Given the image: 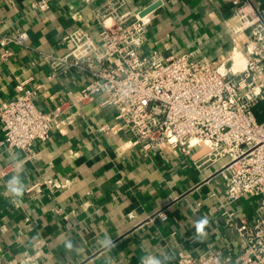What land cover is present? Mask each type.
Here are the masks:
<instances>
[{"label":"crops","instance_id":"obj_1","mask_svg":"<svg viewBox=\"0 0 264 264\" xmlns=\"http://www.w3.org/2000/svg\"><path fill=\"white\" fill-rule=\"evenodd\" d=\"M33 1L0 0V34L28 35L23 47L9 46V56L0 57V106L24 88L35 92L41 111L63 106L32 155H10L0 145V264H177L182 250L194 256L218 248L239 253L242 245L221 207L218 166L197 169L199 151L189 157L166 149L143 154L127 144L126 134L94 132L111 123L113 110L101 105V96L71 104L85 76L71 70L48 78L43 57L65 54L66 37L77 30L98 41L95 13L117 0H56L45 12L31 10ZM121 1L124 11L158 3L148 14L142 52L197 50L218 62L235 42H244L227 28L236 12L230 0ZM246 1L264 10V0ZM13 177L18 185L9 183ZM51 180L61 188L48 190ZM256 207L246 197L226 209L251 221ZM204 218L208 224L199 235L196 223Z\"/></svg>","mask_w":264,"mask_h":264},{"label":"built area","instance_id":"obj_2","mask_svg":"<svg viewBox=\"0 0 264 264\" xmlns=\"http://www.w3.org/2000/svg\"><path fill=\"white\" fill-rule=\"evenodd\" d=\"M54 1L34 0L30 8L45 12ZM230 4L236 12L227 28L244 42H235L218 62L197 50L142 52L149 15L139 17L144 9L122 10L121 0L95 13L101 24L98 41L77 30L67 35L70 49L65 54L43 57L49 79L71 70L85 76L72 105L89 104L101 96V105L113 110L111 123L94 132L126 134L127 144L143 154L166 149L189 157L199 151L197 169L218 166L214 176L224 187L223 214L242 248L237 254L218 248L197 256L182 250L177 264H264V123L253 111L264 103V10L246 0ZM27 40L24 32L0 34V57L6 59L9 46L23 47ZM235 51L245 56L242 69L232 68ZM34 98L35 92L24 88L0 106V145L10 155H32L34 143L47 141L56 125L63 104L44 112ZM4 174L0 171V177ZM45 184L50 191L62 186L56 180ZM246 197L257 202L251 221L226 209Z\"/></svg>","mask_w":264,"mask_h":264},{"label":"clouds","instance_id":"obj_3","mask_svg":"<svg viewBox=\"0 0 264 264\" xmlns=\"http://www.w3.org/2000/svg\"><path fill=\"white\" fill-rule=\"evenodd\" d=\"M10 184H19V179H18V177H13V179L9 182ZM16 195H20L21 194V192H22V189H20L19 187H14V188H12L11 189ZM208 224V220H207V218H204V219H202V220H200V221H198L197 223H196V231H197V233L199 234V235H202L203 234V232H204V228H205V226ZM151 264H158V262L157 261H155V260H153V261H151Z\"/></svg>","mask_w":264,"mask_h":264},{"label":"bare ground","instance_id":"obj_4","mask_svg":"<svg viewBox=\"0 0 264 264\" xmlns=\"http://www.w3.org/2000/svg\"><path fill=\"white\" fill-rule=\"evenodd\" d=\"M145 19H147V18H145ZM235 52L239 57L236 56L234 58V56H233L234 53L231 55L230 59H231L232 64H233L232 68H233V70L242 69L245 65V56L241 52H238V51H235Z\"/></svg>","mask_w":264,"mask_h":264},{"label":"rangeland","instance_id":"obj_5","mask_svg":"<svg viewBox=\"0 0 264 264\" xmlns=\"http://www.w3.org/2000/svg\"><path fill=\"white\" fill-rule=\"evenodd\" d=\"M233 56L235 58L238 55L236 54V52H234ZM254 114L256 115V118L258 119V122H263L264 123V104L258 105V107L254 110Z\"/></svg>","mask_w":264,"mask_h":264},{"label":"water","instance_id":"obj_6","mask_svg":"<svg viewBox=\"0 0 264 264\" xmlns=\"http://www.w3.org/2000/svg\"><path fill=\"white\" fill-rule=\"evenodd\" d=\"M158 6V3H155L149 7H147L146 9H144L143 11L139 12V17H144L145 15L151 13L153 10L156 9V7Z\"/></svg>","mask_w":264,"mask_h":264},{"label":"trees","instance_id":"obj_7","mask_svg":"<svg viewBox=\"0 0 264 264\" xmlns=\"http://www.w3.org/2000/svg\"><path fill=\"white\" fill-rule=\"evenodd\" d=\"M260 104H264V103H258L255 107H254V109H253V111L258 107V105H260ZM256 116V115H255ZM257 119V118H256ZM257 121H258V119H257Z\"/></svg>","mask_w":264,"mask_h":264}]
</instances>
